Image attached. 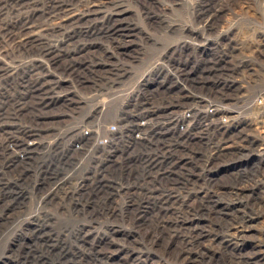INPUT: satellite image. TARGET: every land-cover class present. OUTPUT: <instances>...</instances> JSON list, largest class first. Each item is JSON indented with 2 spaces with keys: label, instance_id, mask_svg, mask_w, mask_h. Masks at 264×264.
Here are the masks:
<instances>
[{
  "label": "rangeland",
  "instance_id": "374dc122",
  "mask_svg": "<svg viewBox=\"0 0 264 264\" xmlns=\"http://www.w3.org/2000/svg\"><path fill=\"white\" fill-rule=\"evenodd\" d=\"M67 2L74 68L0 133V264H264V0Z\"/></svg>",
  "mask_w": 264,
  "mask_h": 264
},
{
  "label": "built area",
  "instance_id": "2783aa9c",
  "mask_svg": "<svg viewBox=\"0 0 264 264\" xmlns=\"http://www.w3.org/2000/svg\"><path fill=\"white\" fill-rule=\"evenodd\" d=\"M68 11L67 0H0L1 144L21 141L14 129L23 127V98L40 97L43 86L56 87L62 65L72 70Z\"/></svg>",
  "mask_w": 264,
  "mask_h": 264
},
{
  "label": "bare ground",
  "instance_id": "6f19581e",
  "mask_svg": "<svg viewBox=\"0 0 264 264\" xmlns=\"http://www.w3.org/2000/svg\"><path fill=\"white\" fill-rule=\"evenodd\" d=\"M92 7L95 8L96 7V3L92 4ZM115 24V23H114ZM117 30L121 31L123 33V35L125 36V38L128 40V37H131V35L133 34V32H135V28L133 26L132 23L127 22V23H119L117 25ZM132 41V40H131ZM74 68V67H73ZM218 143V142H217ZM219 144V143H218ZM225 153V152H224ZM223 153V154H224ZM221 215L223 216H228L230 213L226 212L224 210L221 211ZM238 227V226H237ZM244 227V226H243ZM232 228V227H231ZM249 228L245 229V228H241V229H236V233L235 235L232 237L234 239H236L237 241H241V242H246L245 241V235H246V231H248ZM200 234V233H199ZM202 236V235H201ZM231 236V235H230ZM200 237V236H199ZM222 239V238H221ZM216 240H218L216 238ZM230 240V239H229ZM231 241V240H230ZM233 241V240H232ZM264 242H262L261 240L259 241L258 247H264V245L262 244ZM246 263H250L249 261H247Z\"/></svg>",
  "mask_w": 264,
  "mask_h": 264
}]
</instances>
